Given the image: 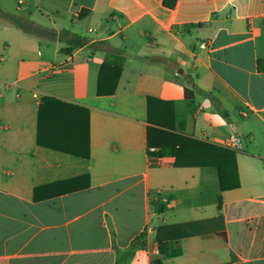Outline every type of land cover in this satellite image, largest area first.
<instances>
[{
    "label": "crops",
    "instance_id": "1",
    "mask_svg": "<svg viewBox=\"0 0 264 264\" xmlns=\"http://www.w3.org/2000/svg\"><path fill=\"white\" fill-rule=\"evenodd\" d=\"M2 1L0 264H264V0ZM150 127L235 150L240 185L150 155Z\"/></svg>",
    "mask_w": 264,
    "mask_h": 264
},
{
    "label": "trees",
    "instance_id": "2",
    "mask_svg": "<svg viewBox=\"0 0 264 264\" xmlns=\"http://www.w3.org/2000/svg\"><path fill=\"white\" fill-rule=\"evenodd\" d=\"M176 1L177 0H163V4L168 7H173L176 4ZM20 25H22L24 30H28L25 25ZM81 43H83V41H81L80 38L73 39L69 42L70 46L65 49L67 50L72 47L79 46ZM125 63L126 56L124 55L117 53H109L106 55L98 76V95H111L116 91ZM185 95L188 99H192L194 92L193 90L185 88ZM44 99H49V97H45ZM149 99L151 100V97H149ZM49 101L61 102L60 100H42L43 103ZM42 123L43 118L42 114H40L38 142L41 145L52 147L54 149L65 151L84 158L90 157V138H88V136L86 142L83 139L82 145H80L78 140V142H71V144L66 147H57L43 141L41 136ZM148 145L150 147H155L154 151L149 150L150 155L157 157L173 156L176 159L175 164L178 167H217L220 174V186L223 191L236 188L240 185L239 173L236 164V151L233 149L222 147L205 140H199L189 135L178 134L154 127L149 128ZM219 201H221V196H219Z\"/></svg>",
    "mask_w": 264,
    "mask_h": 264
},
{
    "label": "rangeland",
    "instance_id": "3",
    "mask_svg": "<svg viewBox=\"0 0 264 264\" xmlns=\"http://www.w3.org/2000/svg\"><path fill=\"white\" fill-rule=\"evenodd\" d=\"M1 2H3V1L1 0ZM26 13L33 20H40L41 22H44V23L47 22V20H43V19L39 18V15L36 13H32V11L30 13H28V12H26Z\"/></svg>",
    "mask_w": 264,
    "mask_h": 264
},
{
    "label": "built area",
    "instance_id": "4",
    "mask_svg": "<svg viewBox=\"0 0 264 264\" xmlns=\"http://www.w3.org/2000/svg\"><path fill=\"white\" fill-rule=\"evenodd\" d=\"M201 46L205 48V47H207V44L206 43H203ZM149 150L150 151H154L155 150V147H150Z\"/></svg>",
    "mask_w": 264,
    "mask_h": 264
}]
</instances>
